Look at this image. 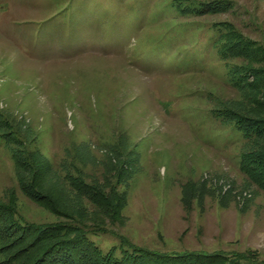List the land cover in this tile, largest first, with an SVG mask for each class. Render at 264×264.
<instances>
[{
  "label": "rangeland",
  "instance_id": "obj_1",
  "mask_svg": "<svg viewBox=\"0 0 264 264\" xmlns=\"http://www.w3.org/2000/svg\"><path fill=\"white\" fill-rule=\"evenodd\" d=\"M192 2L193 17L173 0H0L5 264L45 246L19 224L10 236L18 219L68 223L115 257L264 264V185L242 169L264 159V0ZM216 22L226 60L203 46Z\"/></svg>",
  "mask_w": 264,
  "mask_h": 264
},
{
  "label": "trees",
  "instance_id": "obj_2",
  "mask_svg": "<svg viewBox=\"0 0 264 264\" xmlns=\"http://www.w3.org/2000/svg\"><path fill=\"white\" fill-rule=\"evenodd\" d=\"M190 1L191 2H188L187 0H173V8L176 13L180 15L184 14L190 17L198 14L197 12L200 11L202 7H200V5L193 4L196 2H192V0ZM137 14L138 13L136 11L128 13L131 23L139 19ZM130 22L127 24H130ZM226 29L227 25L225 23H213L211 27L213 35L210 37V41L204 43L203 45L206 46L207 43H210V45L216 49L219 58L223 60L229 58L230 52V45L227 44L230 36ZM233 50H235V48ZM227 68L228 81L232 85L238 86L244 80V76L241 73L237 74L232 71L228 65ZM230 121L231 123L236 124L245 136L246 132L241 125L243 123L242 120L239 117H232L230 118ZM242 169L247 174L250 173V176H254L253 178H255L259 184L264 185L263 158L260 160L255 158L251 164L245 163L244 160ZM90 191L87 194H89V197L93 198L94 194L97 192L92 188H90ZM9 213L8 207L0 204V229L2 226H6L4 219ZM16 222L17 223L13 222L10 227V231L8 232L9 235L11 234L10 236L15 234V227L13 224H19V226L22 227V234L24 232H28L30 235L36 232L35 238H39L41 235L45 234V237H43L45 246H42V249L37 253V255H28L25 257L21 264H240L238 262L239 258H226L227 256L218 253L206 255L194 253L190 254V256L187 254L161 256L148 251L132 249L128 252H123L120 257H115L110 252L101 253L93 245V243L87 239L83 230L74 231L68 223L50 224L39 227L21 222L19 219ZM14 259V257L11 258V260ZM6 260L1 259L0 264H5Z\"/></svg>",
  "mask_w": 264,
  "mask_h": 264
},
{
  "label": "bare ground",
  "instance_id": "obj_3",
  "mask_svg": "<svg viewBox=\"0 0 264 264\" xmlns=\"http://www.w3.org/2000/svg\"><path fill=\"white\" fill-rule=\"evenodd\" d=\"M115 75H116V74H115ZM119 75H120V73L117 75V77H116L117 79H119V78L122 76V75H121V76H119ZM118 76H119V77H118ZM122 79H123V78H121V81H122ZM118 81H119V80H118Z\"/></svg>",
  "mask_w": 264,
  "mask_h": 264
}]
</instances>
